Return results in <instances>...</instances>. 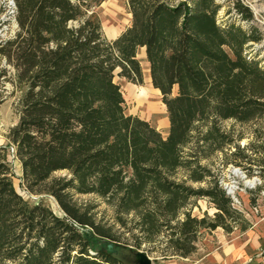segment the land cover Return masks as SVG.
I'll use <instances>...</instances> for the list:
<instances>
[{
    "label": "trees",
    "instance_id": "1",
    "mask_svg": "<svg viewBox=\"0 0 264 264\" xmlns=\"http://www.w3.org/2000/svg\"><path fill=\"white\" fill-rule=\"evenodd\" d=\"M101 1L13 0L17 30L0 41V56L23 92L7 138L25 189L50 194L62 215L15 191L0 145V264H122L107 244L153 252L157 240L163 259L185 258L199 230L229 233L232 217L241 218L200 160L232 143L219 120L264 116V65L246 52L248 43L264 42V30L240 0L232 9L246 28L218 22L215 0H126L130 23L108 39L92 10ZM137 46L165 107V137L124 113L113 81L117 70L140 83ZM57 170L66 174L51 178ZM74 193L100 198L114 223L96 221L92 207L73 203ZM191 197L207 198L213 218L192 217ZM126 223L127 237L113 231Z\"/></svg>",
    "mask_w": 264,
    "mask_h": 264
},
{
    "label": "rangeland",
    "instance_id": "2",
    "mask_svg": "<svg viewBox=\"0 0 264 264\" xmlns=\"http://www.w3.org/2000/svg\"><path fill=\"white\" fill-rule=\"evenodd\" d=\"M11 1L14 5L13 0H0V41L13 37L17 30L15 9L11 7ZM215 1L220 5L216 16L218 22H223L226 19L234 20L242 27H247L248 23L237 19V15L232 9L233 0ZM240 2L251 10L253 23L260 30H264V0H240ZM92 10L100 21L104 36L108 39L114 35L117 36L130 23L126 0H102L93 6ZM246 52L248 57L254 56L260 60V64L264 65V42L248 43ZM255 52H257L256 55ZM137 60L142 68V60L140 58ZM113 81L118 84L121 91L124 113L147 120L165 137L166 131L162 128V121L167 117L164 104L159 91L152 86L150 80H145L142 70L140 83H133L118 76L116 70L113 74ZM22 92V82H17L14 68L0 56V145L5 147L6 161L11 170V184L28 205L40 203L48 207L55 215L61 216L62 213L50 194L44 191L29 192L25 189L21 179L20 162L14 155L13 145L7 138L9 128L15 125L18 120V100ZM218 124L222 130L228 133L232 143L221 151H215L207 159L200 160V164L206 165L213 172L219 185L225 191L232 188V192H229L228 195L231 198L233 209L241 215V218L232 217L233 229L229 233L219 227L211 231L199 230L193 243L194 251L185 258L169 255L163 259L160 256V251L164 245L160 240L152 244L153 252L146 251L142 245L139 250L147 254L151 264H211L206 257L207 254L221 251L227 246H232L234 242H237V245L241 244L240 242L245 237V241H249L248 246L252 243L253 250L246 251L244 262L231 264L264 263V116L247 122L222 119ZM233 151L237 154L232 155ZM181 172V170L178 171L179 174ZM65 174L66 171L57 170L52 172L50 177ZM190 184L193 187L203 186V183L197 182ZM251 198L253 201H250ZM72 200L76 206L92 207L90 213L94 215L96 221L108 225L114 223L111 209L95 195L74 193ZM185 210L192 217L205 216L209 219L213 218L216 212L205 197L189 198ZM245 223L249 227L242 230ZM129 227L127 223L124 228L113 225V231H117L118 234L123 233L122 237H127L125 231ZM97 245L102 247V243H97Z\"/></svg>",
    "mask_w": 264,
    "mask_h": 264
},
{
    "label": "crops",
    "instance_id": "3",
    "mask_svg": "<svg viewBox=\"0 0 264 264\" xmlns=\"http://www.w3.org/2000/svg\"><path fill=\"white\" fill-rule=\"evenodd\" d=\"M115 36L116 35L112 36L111 39L114 38ZM135 55L137 58H140L142 60L143 64H142V68L140 67V69L144 73L145 80L149 81L150 80L149 68H148V62L145 57L144 46H137L135 49ZM175 92H176V86H173L172 92H171L172 95L175 94ZM162 128L164 129V131H166V134H167V130H168L167 117L166 119L162 121ZM245 240H246V237L242 240V242H240L241 244H238V245H237V242L233 241L234 243L232 246H227L226 248H223L221 251H218V252L217 251L210 252L209 254L206 255V257L208 258L211 264H231L235 262H244L243 260L246 258V254H245L246 251L253 250L254 248L252 243H250L248 246L249 241L248 240L245 241Z\"/></svg>",
    "mask_w": 264,
    "mask_h": 264
},
{
    "label": "water",
    "instance_id": "4",
    "mask_svg": "<svg viewBox=\"0 0 264 264\" xmlns=\"http://www.w3.org/2000/svg\"><path fill=\"white\" fill-rule=\"evenodd\" d=\"M226 193L229 194V191L227 190ZM105 252L122 264H151V260L145 252L121 245L109 243L105 247Z\"/></svg>",
    "mask_w": 264,
    "mask_h": 264
},
{
    "label": "built area",
    "instance_id": "5",
    "mask_svg": "<svg viewBox=\"0 0 264 264\" xmlns=\"http://www.w3.org/2000/svg\"><path fill=\"white\" fill-rule=\"evenodd\" d=\"M10 3H11V7L15 9V6L13 5L12 1Z\"/></svg>",
    "mask_w": 264,
    "mask_h": 264
},
{
    "label": "bare ground",
    "instance_id": "6",
    "mask_svg": "<svg viewBox=\"0 0 264 264\" xmlns=\"http://www.w3.org/2000/svg\"><path fill=\"white\" fill-rule=\"evenodd\" d=\"M229 192H230V193L232 192V188L229 190Z\"/></svg>",
    "mask_w": 264,
    "mask_h": 264
}]
</instances>
